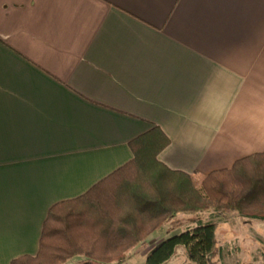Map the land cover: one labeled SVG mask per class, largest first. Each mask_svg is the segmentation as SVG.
Here are the masks:
<instances>
[{"label":"crops","instance_id":"0c3cea01","mask_svg":"<svg viewBox=\"0 0 264 264\" xmlns=\"http://www.w3.org/2000/svg\"><path fill=\"white\" fill-rule=\"evenodd\" d=\"M155 125L186 174L264 151V0H0V264Z\"/></svg>","mask_w":264,"mask_h":264},{"label":"trees","instance_id":"16d2710c","mask_svg":"<svg viewBox=\"0 0 264 264\" xmlns=\"http://www.w3.org/2000/svg\"><path fill=\"white\" fill-rule=\"evenodd\" d=\"M170 139L159 126L129 143L133 159L79 198L54 205L36 256L11 264H67L83 257L97 264H126L131 252L182 214L212 212L264 221V151L207 174L171 170L159 160ZM211 220L160 243L145 264H165L184 250L209 264L218 248ZM247 264H256L253 262Z\"/></svg>","mask_w":264,"mask_h":264},{"label":"rangeland","instance_id":"374dc122","mask_svg":"<svg viewBox=\"0 0 264 264\" xmlns=\"http://www.w3.org/2000/svg\"><path fill=\"white\" fill-rule=\"evenodd\" d=\"M211 220L218 224L217 244L218 248H221V256L219 253L210 256L209 264H247L250 262L264 264V221L241 217L236 213L215 216L212 212H201L175 217L162 230L154 233L146 244H143L145 245L144 253H147L148 257L163 241L185 232L188 228L195 227L200 221L208 222ZM84 259L83 257L74 258L67 264H83ZM140 262L142 264V260ZM165 264L195 263L188 258L184 250H178L177 254Z\"/></svg>","mask_w":264,"mask_h":264}]
</instances>
